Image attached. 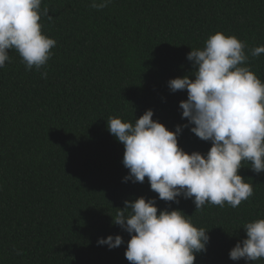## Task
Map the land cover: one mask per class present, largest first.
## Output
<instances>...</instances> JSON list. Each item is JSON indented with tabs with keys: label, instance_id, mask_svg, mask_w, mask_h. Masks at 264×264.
<instances>
[{
	"label": "trees",
	"instance_id": "obj_1",
	"mask_svg": "<svg viewBox=\"0 0 264 264\" xmlns=\"http://www.w3.org/2000/svg\"><path fill=\"white\" fill-rule=\"evenodd\" d=\"M90 2L42 0V32L56 40L51 58L27 70L12 49L0 68V264H130L131 237L113 218L139 197L156 198L158 211L180 210L208 231L194 264H251L229 252L246 238L247 222L264 219V172L242 162L238 174L253 195L237 208L206 204L196 211L182 196L166 202L147 177L124 181V146L107 120L134 124L151 109L170 131L187 124L179 108L187 91L172 92L168 81L194 78L187 54L216 32L245 43L244 66L264 82V54L251 55L264 45V0H112L101 10ZM192 126L182 129L178 145L206 154L211 142ZM109 235L124 243L98 246Z\"/></svg>",
	"mask_w": 264,
	"mask_h": 264
},
{
	"label": "clouds",
	"instance_id": "obj_2",
	"mask_svg": "<svg viewBox=\"0 0 264 264\" xmlns=\"http://www.w3.org/2000/svg\"><path fill=\"white\" fill-rule=\"evenodd\" d=\"M111 2L91 0L89 6L101 10ZM41 4L42 0H0V68L10 62L12 49L27 70H39L51 58L56 40L42 32L39 21L48 16V9L42 10ZM245 48L236 36L216 32L202 49L187 54L194 78L168 81L172 92L187 91L179 108L188 123L177 125L175 131L153 120L151 109L134 124L108 118L107 130L124 146L122 163L129 170L125 182L143 183L147 177L160 200L179 203L178 197L191 198L196 211L206 204L237 208L253 195V186L238 173L244 161L253 172H264V82L244 66ZM261 54L264 45L251 49L253 57ZM189 125L198 138L211 142L206 154H189L178 145L179 134ZM124 204L113 223L131 237L125 251L130 264H194L196 254L206 250L208 231L194 226L182 211H158L156 198L139 197ZM243 228L246 238L230 250L229 258L252 264L264 258V219ZM123 243L120 235L97 241L109 249Z\"/></svg>",
	"mask_w": 264,
	"mask_h": 264
}]
</instances>
